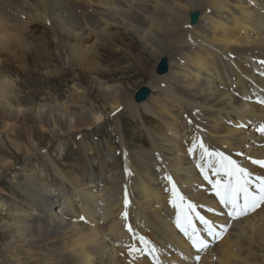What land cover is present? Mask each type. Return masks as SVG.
Here are the masks:
<instances>
[{"label": "bare ground", "instance_id": "1", "mask_svg": "<svg viewBox=\"0 0 264 264\" xmlns=\"http://www.w3.org/2000/svg\"><path fill=\"white\" fill-rule=\"evenodd\" d=\"M192 13L199 15L195 25ZM32 22L48 29L51 38L42 45L54 46L69 70L63 46L73 51V94L49 92L47 106L37 112L39 122L54 109L73 121L74 135L83 132L77 136L81 158L67 170L65 158L56 161L42 148L37 161L45 160L43 168L38 166L22 188L28 209L11 208L0 198V208L12 216L1 225L0 264H264V209L232 221L222 241L198 253L176 225L166 179L172 176L196 211L223 225L229 218L217 215L223 209L196 167L199 150L188 153L193 137L264 175V168L252 163L264 160V0H0L1 58L13 48L34 46ZM128 34L168 65V72L157 70L158 75L146 66L143 49L137 54L139 74L154 93L146 88L149 95L141 104L127 92L130 79L113 86L101 78L103 71L126 74L134 67L121 63L138 51ZM10 90L0 93L13 109L6 110L9 114L34 107L31 101L21 104L20 90ZM65 99L73 107H59ZM119 107L138 123L136 129L150 143L147 149L130 152ZM109 116L121 147L108 146L102 157L98 142L88 144L85 137ZM17 148L28 151L27 145ZM120 148L123 166L116 159ZM193 223L210 239L195 214ZM130 246L136 249L131 255Z\"/></svg>", "mask_w": 264, "mask_h": 264}, {"label": "rangeland", "instance_id": "2", "mask_svg": "<svg viewBox=\"0 0 264 264\" xmlns=\"http://www.w3.org/2000/svg\"><path fill=\"white\" fill-rule=\"evenodd\" d=\"M70 17L71 15L69 14L67 19ZM29 31L34 33V46H30L29 49L16 47L11 49L9 56L0 57V93L10 89H18L23 96L21 104L23 101H31L34 105L33 108L28 107L26 111L14 116L13 113H8V111L13 109H10L0 97V157L5 160L4 163L2 160L0 161V198H4V204L9 207L13 208L17 206L24 210L28 209L29 202L27 201L26 203L25 193L22 191L24 189L22 188L25 186L26 180L32 178V174L39 171L38 166L43 168L45 163L44 159L39 162L37 161V158L41 156L39 154L40 150L42 148L50 149L52 157L56 161H61L65 158V162L62 165L68 170L70 167H73V162H80L81 153L78 151L80 143L77 136L83 133L79 132L75 136L73 133V121L70 123V118L67 121L64 120V115L57 113L55 109L51 114L49 111L48 115L43 116L42 121L39 122L37 110L40 109L41 105L47 106L49 92L61 93L64 97L73 94V51L69 47L63 46L67 60L72 67V70H69L68 65L60 60L54 46L42 45L43 40L49 41L51 38L47 28L39 23L32 22L30 23ZM128 36L135 42L138 51L128 53L127 49L123 47H118L117 50L129 54L128 61L123 60L121 63L124 66L134 64V67H129V72L126 74L118 71L114 75L113 73L103 71L101 78L108 85L113 86H121L127 78L130 79L132 83L127 92L132 95L135 102L139 90L146 88L151 90V88L147 81L139 74L140 64L135 60L137 54L143 49L142 45L132 34H128ZM143 53L146 66H150L158 74L157 67L165 58L155 60L144 49ZM100 54L104 55L105 51H100ZM21 62L25 63L30 70L23 69ZM151 93L154 94L152 90ZM96 96H98L97 93ZM97 99L102 100L101 97H97ZM146 101L147 99L142 102H136L141 104ZM55 104V102L50 103L51 106ZM58 105L62 109H68L69 107H73V101L68 102L65 99ZM116 112L120 113L123 120L122 126L127 135L126 142L130 152L134 154L138 149H147L150 143L145 137L146 135L143 136L140 130L136 129L135 125L138 123L127 115L121 114L120 107L116 109ZM111 113L108 112V114ZM51 117L55 118L58 124L55 129ZM110 118L109 116L101 123H98L95 129L87 130L88 135L85 137L88 144L92 143L93 145V142H98L97 145L101 146L100 154L102 157L106 156L108 146H112L115 149L121 147L118 135L116 132H113L116 130V127L112 124ZM12 128L17 129V131L12 132ZM60 132L65 134L63 135ZM18 143L27 145L28 151L25 149L19 150L17 148ZM116 159L123 166L121 148L117 153ZM14 197H18L16 199L18 200L17 203ZM9 213L10 210L0 208V252L4 249L3 245L5 243L3 237L4 231L1 229V225L12 220V216Z\"/></svg>", "mask_w": 264, "mask_h": 264}, {"label": "snow or ice", "instance_id": "3", "mask_svg": "<svg viewBox=\"0 0 264 264\" xmlns=\"http://www.w3.org/2000/svg\"><path fill=\"white\" fill-rule=\"evenodd\" d=\"M260 102L264 103V101ZM260 131L264 132V127ZM197 150H199V156L196 167L204 179L211 184L215 197L218 198L223 209L217 215L227 216L229 218L228 222L223 225H215L212 221L206 219L204 215L196 211L197 205L186 201L172 176H167L166 179L171 185L172 206L177 210V227L189 238L198 253H204L225 238L232 221L241 220L264 209V175H254L223 152L210 150L199 136L193 137L188 153L195 155ZM252 163L264 168V160H253ZM127 204L128 201L125 199V207H127ZM208 211L214 212L215 209L209 208ZM193 214L204 225V232L210 239L201 236L200 230L193 223ZM127 215L126 211L122 213V218L125 221ZM80 219L85 220L84 217H80ZM125 226L129 232H132L130 225ZM139 239L142 243H148L143 237ZM135 251V247L130 246L129 254L131 255ZM149 251L155 252L156 249L150 248ZM196 258L199 260L200 255H197Z\"/></svg>", "mask_w": 264, "mask_h": 264}, {"label": "water", "instance_id": "4", "mask_svg": "<svg viewBox=\"0 0 264 264\" xmlns=\"http://www.w3.org/2000/svg\"><path fill=\"white\" fill-rule=\"evenodd\" d=\"M198 13H192L191 14V19H192V23L195 25L198 22ZM158 73L159 74H165L168 72V65H167V60L163 59L160 64L158 65ZM149 95V90L148 89H141L139 90V92L136 95V101L138 102H142L144 100L147 99Z\"/></svg>", "mask_w": 264, "mask_h": 264}]
</instances>
